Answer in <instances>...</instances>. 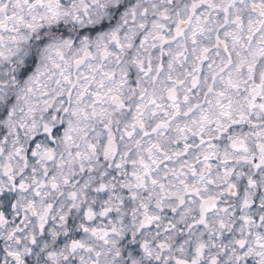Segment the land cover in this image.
I'll return each instance as SVG.
<instances>
[{
  "label": "snow or ice",
  "instance_id": "1",
  "mask_svg": "<svg viewBox=\"0 0 264 264\" xmlns=\"http://www.w3.org/2000/svg\"><path fill=\"white\" fill-rule=\"evenodd\" d=\"M0 264H264V0H0Z\"/></svg>",
  "mask_w": 264,
  "mask_h": 264
},
{
  "label": "clouds",
  "instance_id": "2",
  "mask_svg": "<svg viewBox=\"0 0 264 264\" xmlns=\"http://www.w3.org/2000/svg\"><path fill=\"white\" fill-rule=\"evenodd\" d=\"M33 259H35V257Z\"/></svg>",
  "mask_w": 264,
  "mask_h": 264
}]
</instances>
